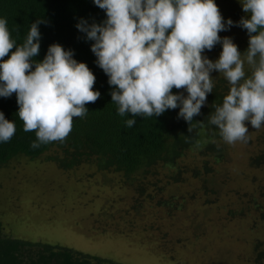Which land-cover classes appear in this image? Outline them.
<instances>
[{
	"label": "clouds",
	"instance_id": "clouds-1",
	"mask_svg": "<svg viewBox=\"0 0 264 264\" xmlns=\"http://www.w3.org/2000/svg\"><path fill=\"white\" fill-rule=\"evenodd\" d=\"M239 2L246 16L225 23L215 0H93L106 19L99 24L81 19L76 27L93 42L91 51L113 88L117 114L159 117L179 108L177 118L191 132L194 117L213 92L215 71L229 91L222 104L213 105L208 122L226 144L247 143V125L257 130L264 126V0ZM41 23L45 21L31 23L18 44L7 20L0 18V97L15 94L23 130L36 135L32 148L65 142L74 118H84L86 105L101 95L93 90L95 75L73 58V50L53 43L42 60L34 59L40 52ZM233 26L247 31L243 53L231 37L219 35ZM217 44L222 51L213 61L204 52ZM125 123L132 127L136 121ZM15 132V122L0 111V143L9 142Z\"/></svg>",
	"mask_w": 264,
	"mask_h": 264
},
{
	"label": "trees",
	"instance_id": "trees-1",
	"mask_svg": "<svg viewBox=\"0 0 264 264\" xmlns=\"http://www.w3.org/2000/svg\"><path fill=\"white\" fill-rule=\"evenodd\" d=\"M215 3L225 23L229 18L238 22L246 16L239 0H215ZM0 18L7 20L12 38L18 44L23 43L31 23L43 19L45 23L38 26L41 33L40 52L34 59L42 60L53 43H59L65 50H73V58L86 63L95 75L93 90L101 93L95 103L86 105L89 111L84 118H74L72 131L65 142L42 144L38 148L31 147L36 141L35 132H25L23 122L17 116L15 94L9 98L0 97V111L16 125V132L11 140L0 143V165L20 154L32 159L46 156L63 170L91 162L100 170L121 172L139 194L146 193L152 200L159 195L158 200H155L158 205H170L163 197V185H157L162 180L158 174L163 168L172 169L169 174L171 179L185 181V173H191L197 178L202 172H212L213 161L216 163L225 159L232 145L226 144L220 137L218 128L208 122L209 115L214 111L213 105L222 104L223 96L229 91L228 82L223 77L214 82L213 92L207 95V103L202 107L201 115L194 117L191 132H188V124L177 118L179 108L167 110L159 117H121L117 114V106L111 100L110 93L113 88L108 84L107 75L96 64L97 58L91 51L93 42L87 40L86 34L76 27L81 19L89 24H99L106 19L105 12L93 0H0ZM235 32L248 39L245 29L237 27ZM219 35L223 38L225 32L222 31ZM221 47L217 44L211 51L205 50L204 55L212 56ZM247 47L243 46L240 51L244 52ZM177 92L174 88L173 93ZM128 119H135L136 123L127 127L125 121ZM188 157L193 162L186 163ZM249 167L264 170V145L249 156L250 172ZM258 187V192H251L250 195L255 199L260 218L264 220V203L260 198L256 199L257 194L258 197H264V185ZM227 194L235 195L230 194V191ZM26 207L29 206L21 205L11 211L10 218L5 223L0 220V264H138L135 260L137 252L152 260L156 258L148 247L139 244L133 237L107 233V230L94 231L91 227H82V230L94 243L48 240L43 235L15 236L11 225L16 219H23V209ZM230 212L231 215L235 214L233 209ZM42 217L44 220L55 221L59 216H54L51 212L50 217L43 213ZM183 230L188 232L190 228L184 226ZM100 239L103 242L105 239L115 240L118 246L127 247L126 251L115 248L114 244L110 248L100 249L96 245V242L100 243ZM233 252L231 250L228 254ZM122 255L125 257L122 258ZM128 255L129 261L126 259ZM250 259L251 257L249 262ZM251 264H264V240L255 242Z\"/></svg>",
	"mask_w": 264,
	"mask_h": 264
},
{
	"label": "rangeland",
	"instance_id": "rangeland-1",
	"mask_svg": "<svg viewBox=\"0 0 264 264\" xmlns=\"http://www.w3.org/2000/svg\"><path fill=\"white\" fill-rule=\"evenodd\" d=\"M236 29L233 26L224 32L240 50L248 46V39ZM221 51L222 47L207 57L215 61ZM245 71L250 74L247 64ZM211 75L214 82L223 77L215 71ZM247 126V143L230 146L223 161L212 162V172H202L197 178L185 173V181H175L169 176L172 169H162L157 185H163V197L170 205H158L159 195L152 200L146 193L136 192L121 172L103 171L91 162L63 170L46 156L32 159L20 154L0 165V220L5 223L11 211L26 205L32 208H24L23 219L11 225L15 236L94 243L82 230L91 227L133 237L156 257L152 260L137 252L138 264H251L255 242L264 240V220L250 194L264 185V170L249 167V172L248 163L249 156L264 145V126L259 130L250 123ZM185 162L193 161L188 157ZM229 191L235 195L229 196ZM258 196L264 203V197ZM41 212L59 217L44 220ZM184 226L190 231L183 230ZM113 244L126 251L115 240L96 242L100 249ZM231 250L234 252L228 254Z\"/></svg>",
	"mask_w": 264,
	"mask_h": 264
}]
</instances>
